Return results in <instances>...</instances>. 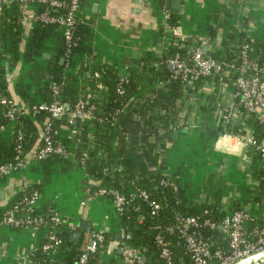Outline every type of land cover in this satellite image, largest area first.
<instances>
[{
    "label": "crops",
    "instance_id": "0c3cea01",
    "mask_svg": "<svg viewBox=\"0 0 264 264\" xmlns=\"http://www.w3.org/2000/svg\"><path fill=\"white\" fill-rule=\"evenodd\" d=\"M79 2L80 14L89 27L87 40L93 51L91 61L114 67L120 73L139 70V64L145 58L159 60L166 56L177 36L188 41L186 48L191 50L192 38L208 33L206 57L220 50L222 45L233 46L244 38L264 53V0H180L178 9H173L177 17V25L172 27L175 34L165 23L159 0ZM7 8L0 4V27L12 18L11 9ZM33 14L34 5L29 3L25 6V15L17 17L22 35L16 58L10 54L0 55V67L3 69L0 73V96L9 98L18 110L26 109L30 103L45 101L49 81L47 62L59 42L60 29L55 28L41 43L38 54L23 58L24 41L32 27ZM237 96L232 83L218 80L201 83L180 106L162 157L165 172L177 180L187 200L213 204L226 212L229 206L239 202L241 208L248 210L255 219H261L264 217V196L260 198L259 181L252 173L257 159L249 154L232 157L214 149L216 137L226 132L225 129H235L238 134L249 130L245 118L240 115H236L229 124L221 125L223 108L233 106ZM72 118L79 119L69 113L57 118L55 127L58 137L65 138L68 146L74 148L78 142V131L77 121L72 123ZM43 120L45 116L41 122H33L38 138L26 158L39 142ZM218 126L221 131L217 130ZM9 138L10 131L4 128L0 140L8 141ZM87 145H91L90 138ZM82 165L72 153L67 161H58L54 157L40 162L25 161L21 168L0 178V207H6L23 193L37 189L38 206L52 207L60 216V224L69 229V237L73 232L79 234L76 243L85 242L89 232L96 227L104 229L108 236L114 233L99 247L98 257L100 264H119L122 257H117L120 254L118 247L114 249L118 241L117 215L108 198L90 197V191L99 182L94 181L88 167ZM50 231V227H45L33 238L27 228L1 227L0 264H25L38 239L46 238ZM47 255V264H60L56 252ZM255 264H264V258Z\"/></svg>",
    "mask_w": 264,
    "mask_h": 264
},
{
    "label": "trees",
    "instance_id": "16d2710c",
    "mask_svg": "<svg viewBox=\"0 0 264 264\" xmlns=\"http://www.w3.org/2000/svg\"><path fill=\"white\" fill-rule=\"evenodd\" d=\"M66 2L67 0H61ZM79 1V0H78ZM166 6L170 9V15L165 23L169 27L177 25V17L174 10L170 8L169 0ZM3 8L5 6L2 5ZM47 4L34 3V13L46 8ZM11 20L2 23L0 27V55L10 54L16 58L18 43L21 41V32L17 17L21 16V6L17 3L11 4ZM7 8V9H8ZM5 9V11L7 10ZM80 9V2H79ZM64 12L61 8H55L54 14ZM81 22L72 27L73 46L69 48V57L64 58L65 43L58 32L59 42L54 55L47 62L49 81L45 103L57 99L65 103L68 112L74 110L78 101L84 103L82 118L77 119V145L69 147L65 138H59L56 134L55 122L51 120L50 138L53 144L61 145L74 158L87 166L94 181L99 182L95 187L104 186L113 188L128 196L135 189L144 190L147 193L148 201H154L157 209L151 213V206L140 197H134L126 204L122 212L117 215L119 227H123L130 234L129 245L137 248L144 264H160L157 258V247L154 242V235L158 232L155 225H168L176 215L193 216L197 221L208 220L214 226H200L199 232L203 239L210 243L211 251L217 248H225V238L218 227V223L227 213L220 207L205 202H191L183 194V189L177 180L165 172V162L162 153L169 142L171 131L177 122L179 108L190 92L197 89L201 83L217 80L233 83L237 76L235 68L239 66V53L242 44H247L246 55L260 66H264V53L260 47L254 45L249 39H241L236 45H222L220 50L212 52L207 58L220 64V70L213 71L210 76L200 77L196 81L182 82L172 75L171 68L166 64L165 59L174 52L180 53L188 58L190 51L186 47L188 41H181L167 50V55L159 60L145 58L139 64V70H127V74L118 72L114 67L93 63V51L88 45L87 35L89 27L80 14ZM6 21V20H5ZM33 21V20H31ZM56 27L54 24H44L33 21L32 27L24 41L23 58H30L32 54H38L41 43L47 36L53 33ZM209 32V31H208ZM209 38V34H205ZM193 46L195 37L192 38ZM0 67V73L2 72ZM72 72L73 74H67ZM77 79V80H76ZM79 80V81H78ZM57 86V93L52 92V86ZM10 100L7 97H1ZM238 96L236 98V102ZM30 103L26 109H16L11 101L12 114L7 115L10 109L8 105H0V133L4 128L10 131L8 141L0 140V164L12 161L16 154L17 146L21 154V160L26 158L33 142L38 138L34 121L41 122L46 119V112H35ZM92 108H91V107ZM245 118L246 124L254 134L256 141L264 137V123H258L251 116L240 114ZM45 120L41 123L39 142L30 153L35 152L41 145V133ZM217 130L221 131L218 126ZM226 132L238 134L235 129H225ZM19 132V139L17 135ZM88 138L91 145H87ZM54 157L58 161H67L55 154H49L40 161ZM82 165V166H83ZM252 173L259 181V196H264V167L259 162L254 164ZM1 178V177H0ZM93 188V189H95ZM31 191L38 193L37 189ZM22 194V195H23ZM39 194V193H38ZM21 196L13 200H18ZM11 202V203H12ZM10 203V204H11ZM7 207V206H6ZM5 207H0V215ZM241 205L234 203L227 209L228 212L240 209ZM43 207L40 214L45 213ZM163 238L170 251L172 260L177 263L189 261L181 240L175 233L161 229ZM53 233L60 239L55 250L44 252L40 249L39 242L47 238H39L34 248L30 251V258L34 264H47V254L56 252L59 255L60 264H75L81 252L83 243L72 242L69 239V229L63 224L54 227ZM114 233L105 232V239L112 238ZM117 243V242H116ZM118 245L114 248L116 249ZM99 249V248H98ZM99 250L88 257L86 264H100ZM120 254L117 256L120 258ZM111 257V262L114 263ZM118 264L117 262H115ZM119 264H130L121 260Z\"/></svg>",
    "mask_w": 264,
    "mask_h": 264
},
{
    "label": "built area",
    "instance_id": "2783aa9c",
    "mask_svg": "<svg viewBox=\"0 0 264 264\" xmlns=\"http://www.w3.org/2000/svg\"><path fill=\"white\" fill-rule=\"evenodd\" d=\"M159 1L160 10L166 21L170 15V9L166 6L167 0ZM13 3L21 6V16L25 15V6L27 4L46 3L47 7L36 14L34 13L31 19L44 24H54L58 27L65 43L63 57H69V48L75 43L72 39V27L77 22L82 21L81 19L79 20L81 17L79 15L78 0H67L66 2L61 0H0V4L5 7H9ZM55 8H61L64 12L54 14L53 10ZM170 28L172 33L175 34L173 28ZM176 40L174 41L175 44H179L182 41L178 36ZM207 42L208 38L206 36H195V44L188 58L183 57L178 52H174L168 56L165 62L171 68L172 75L179 78L182 82L190 83L200 77L210 76L213 71L220 70V64L207 58L203 53V48L206 47ZM246 48L247 44H242V49L239 53L240 64L235 68L237 76L232 83L238 92V100L233 106L223 108L221 115V125L223 126L229 124L236 115H240L241 113H244L245 116L253 117L258 123H264V66L258 65L250 59L245 53ZM52 92L54 94L57 93L56 85L52 86ZM0 105L10 106L7 115L11 117L13 110L11 108V100L0 98ZM32 109L35 112L44 111L47 114L42 127L41 145L35 152L22 160L19 157L21 151L17 146L16 154L12 161L0 164V177L7 176L12 171L21 168L25 161H39L49 154H55L62 158L71 156L63 146L52 143L49 134L51 120L64 117L69 113H72L75 117L82 118L84 116V103L78 101L74 105L72 112H68L65 103H61L57 99H53L47 103L40 102L33 105ZM0 128L2 129L3 127ZM19 138L18 132L17 139ZM220 139L223 140L221 145L219 143ZM218 145H220V148ZM214 149L222 154L237 157L249 154L257 159L260 166L264 167V137L256 141L250 128L242 134L221 132L214 141ZM80 162L82 164V161ZM137 196L149 203L151 213L157 209V204L154 201H148L147 193L144 190L135 189L128 196L123 195L116 189L105 188L104 186H99L90 191V197L108 198L114 213L117 215L122 212L126 204ZM38 199L39 194L31 191L28 194L21 195L18 200L7 205L0 215V228L3 226L9 228H27L30 236L34 238L43 228L50 227L51 231L47 234L46 241H40L39 245L40 249L44 252L54 251L60 243V239L55 236L53 230L56 225L61 223V219L59 214L50 206L46 208V214H40L41 207L38 206ZM200 226L212 228L214 224L208 220L199 222L193 216L176 215L168 225L162 227L155 225L154 228L158 232L154 235V242L157 247V258L160 264H177L172 260L163 235L159 232L161 229L175 233L181 240L189 257V261L184 264H234L238 260L252 255L264 246V217L255 219L248 210L243 208L223 214L218 223V227L225 238V248H217L211 251L210 243L203 239L199 232ZM117 234L119 235L117 245L121 249L120 255L122 259L128 261L130 264H144L143 258L140 256L137 248L130 246L128 243L130 234L123 227H119ZM105 241L104 229L91 230L85 239L83 248L75 264H86L88 257L96 252ZM29 255L30 253L26 258L25 264H34Z\"/></svg>",
    "mask_w": 264,
    "mask_h": 264
},
{
    "label": "water",
    "instance_id": "95a60500",
    "mask_svg": "<svg viewBox=\"0 0 264 264\" xmlns=\"http://www.w3.org/2000/svg\"><path fill=\"white\" fill-rule=\"evenodd\" d=\"M179 1H180V0H169L170 8H171V9H178V7H179ZM204 52H205V48H203V53H204ZM76 117H77V116H76ZM75 120H76V118H72L71 122L74 123ZM78 236H79V234H78L77 232H73V233H71L69 239H70L72 242H77V240H78ZM116 237H118L117 239H119V235H118V234H116ZM120 251H121V249H120V247H118V248H117V252L120 253ZM255 253L263 254V253H264V246H263L261 249H259L257 252H255ZM255 253H253V254H255Z\"/></svg>",
    "mask_w": 264,
    "mask_h": 264
},
{
    "label": "bare ground",
    "instance_id": "6f19581e",
    "mask_svg": "<svg viewBox=\"0 0 264 264\" xmlns=\"http://www.w3.org/2000/svg\"><path fill=\"white\" fill-rule=\"evenodd\" d=\"M222 139H220V141H219V143H222ZM253 257H255V258H253ZM260 257L262 258H264V253L263 254H260V253H255V254H252V255H250V256H248V257H246V258H243V259H241V260H238L237 262H235L234 264H255L256 262H258V261H256V260H258V259H260ZM254 261H256V262H254Z\"/></svg>",
    "mask_w": 264,
    "mask_h": 264
},
{
    "label": "rangeland",
    "instance_id": "374dc122",
    "mask_svg": "<svg viewBox=\"0 0 264 264\" xmlns=\"http://www.w3.org/2000/svg\"><path fill=\"white\" fill-rule=\"evenodd\" d=\"M232 157H233V155H232ZM112 207V206H111ZM112 210H113V208H112ZM118 227H119V225H118ZM94 229H98V227H96V228H94ZM253 258H255V257H253ZM262 259H263V257H262ZM259 260H261V257H260V259H258V260H256V261H259ZM256 261H254V262H256ZM253 264V263H252Z\"/></svg>",
    "mask_w": 264,
    "mask_h": 264
}]
</instances>
